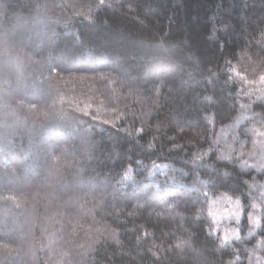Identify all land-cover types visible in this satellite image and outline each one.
<instances>
[{
	"label": "trees",
	"instance_id": "1",
	"mask_svg": "<svg viewBox=\"0 0 264 264\" xmlns=\"http://www.w3.org/2000/svg\"><path fill=\"white\" fill-rule=\"evenodd\" d=\"M92 2L0 0V158L15 169L0 165V198L15 197L20 202L17 208L12 200L0 199V211L10 208L15 214L0 218V241L20 249L9 254L0 248V264H220L222 253L214 236L209 237V225L215 227L208 217L209 204L203 197L197 201L196 194L184 187L193 176L180 170L191 168L192 152L209 148L213 132L230 140L233 130L226 126L239 112L221 120L215 107L193 103V97L197 93L219 97L222 89L228 93L225 77L209 82L207 70L224 66L226 58L238 66L245 43L253 32L258 38L264 27V4L261 0H141L139 12H129L127 6L135 0H119L115 9L96 11L94 23L75 15L77 10L86 12L85 6ZM65 3L75 4L76 9L57 7ZM245 16L250 26L241 19ZM63 17H71L70 30ZM213 17L217 27L221 21L233 27L229 34H221L223 54L206 39ZM59 64L66 70L54 81L49 68ZM172 76L176 90L169 95L167 88L162 89V106L157 109L155 93L147 91L146 82L159 84ZM181 79L188 80L182 88ZM105 97H111L107 108L129 114L117 119L105 113L100 106ZM85 103H92L87 114L79 110ZM231 103L228 100L226 106ZM98 107L101 120L93 121ZM142 109L151 111L147 117L151 130L141 135L134 129L142 126L138 118ZM171 110L185 117L184 132L176 130ZM61 112L67 118L57 115ZM203 116L210 120L200 119L193 127ZM73 119L88 121L94 128L86 132L69 121ZM105 119L114 123L105 124ZM247 127L249 123H242L239 131ZM125 129H131L132 135ZM149 142L154 148H148ZM54 155L61 157L59 165ZM210 157L209 163L215 153ZM77 160L82 163H74ZM136 160L149 168L153 163L167 167L153 168L148 176ZM129 163L136 170L134 180L114 191L112 181ZM57 166L61 174L50 182ZM218 166L233 172L231 164ZM235 173L245 181L255 177L264 182V174L241 173L238 165ZM204 191L210 199L225 192L233 198L240 194L228 188ZM240 191L247 203V186L241 183ZM172 203L178 207L165 213ZM198 210L203 214L198 215ZM243 224L241 235H246V214ZM29 230V243L21 244ZM183 240L187 243L179 242Z\"/></svg>",
	"mask_w": 264,
	"mask_h": 264
},
{
	"label": "snow or ice",
	"instance_id": "2",
	"mask_svg": "<svg viewBox=\"0 0 264 264\" xmlns=\"http://www.w3.org/2000/svg\"><path fill=\"white\" fill-rule=\"evenodd\" d=\"M119 0H93L92 3L86 5V12L76 11L75 15L81 20L87 19L89 22H95V12L107 8H116V4ZM261 3L264 4V0H261ZM141 0H135V3H129L127 6V11H137L142 7ZM57 7L61 9L73 8L76 9L75 4H63L58 5ZM247 7V4H246ZM124 5L120 4V9H123ZM242 21L250 26L248 18L242 17ZM71 17H63V24L66 29L70 30ZM233 31V27L230 23L220 22V27L216 26L215 18H211V27L208 30V35L206 39L217 44L221 49V54H223L224 41L220 39L221 34L227 35ZM77 34H74V36ZM255 40V42H254ZM166 46V41L165 45ZM258 48V52L253 53L251 49ZM264 27L260 28L259 37L255 38V32H253L245 43V49L240 53V61L237 62V65H233L231 59L224 60V66L219 64L216 65V71H213L209 68L208 79L209 82H214V78L218 80L220 76H224L223 87L228 89V93L224 94L223 89L221 90V95L216 96H201L197 93L193 97V103H203L205 107L211 105L216 108V117L223 120L228 119L229 114L232 111H238L239 115L234 119L233 124L227 125V128L233 130L230 140L227 137H223L219 134L213 132L214 138L212 139L209 148L205 150H197L191 153V168L185 172L184 169H181L182 175H192L193 181L189 185L184 187L190 189L192 193L196 194V200L199 201L201 197L203 200L209 204L208 217L211 218L212 225H209V237L214 236L215 247L222 253V258L220 264H245V259L247 264H264V182H258L255 177L252 178L251 182L240 179V173H235V167L238 165L241 173L247 174L248 170H254L256 173L264 174ZM68 56H72V53H67ZM189 55L191 56V50L189 46ZM65 56V53H61V58ZM201 61L197 60V64ZM226 66V67H225ZM66 69L59 65H52L49 68V78L57 81L61 78V72ZM191 78V73H189V79ZM176 77L172 76L170 78H165L160 81L159 84L146 82L147 91L151 94L155 93V99L153 100V106L159 109L161 107L160 98L162 96V89L167 88L169 95L176 90L172 85L175 84ZM188 83L187 79L179 80V87H184ZM56 87V85H55ZM130 87L133 90L138 91L135 85ZM151 98V97H149ZM63 100V96L60 97ZM111 97H105L100 100V106L105 107V113L111 112L113 116L117 119L120 117H126L129 113L125 111H120L116 107L107 108V104L110 102ZM231 100L232 103L230 106H226V102ZM246 100L247 103H241L240 101ZM167 102V98H165ZM237 104L239 108L237 109ZM31 108H35V105H31ZM259 107L260 112H256L255 108ZM92 108V103H85L84 108L79 109L82 112L87 114L88 110ZM247 113L248 115H244ZM134 117L136 116L135 112L131 113ZM151 114L149 110L147 113L141 110L140 123L141 127L134 129L137 134H144L146 131L151 130L149 126L148 116ZM47 117L48 113H44ZM57 115L62 118H67L63 113H57ZM93 121H100L101 115L98 114L93 116ZM171 119L176 122V130L178 132H184V121L185 117L180 114L178 110H171ZM200 119L204 121L210 120V117L203 116L198 117L196 124L193 127L198 126ZM71 123L76 124L84 129L86 132H91L94 128V125L85 120H69ZM105 124L114 123L111 119H105L103 121ZM242 123H249V127L245 128L243 133L239 131ZM87 125V127H85ZM159 131V129H156ZM129 135H132L131 129H125ZM225 131V128H221V133ZM243 136V139H241ZM156 137H153L155 140ZM171 139H175L174 137ZM200 139H204L200 137ZM249 142L251 147H249ZM173 148H180V145L173 144ZM195 147V146H194ZM148 148H154V144L149 142ZM62 153L66 152V149H61ZM210 153H215V160H212L211 163L207 162L211 159ZM58 165L61 159L60 156L53 157ZM90 161V160H88ZM74 163H82V161L77 160ZM136 166H142L148 176H152V169L157 167H167V165H157L153 163L151 167H147L143 164L142 160H136ZM221 163L231 164L233 166V172H229L227 168L221 169L218 165ZM0 165L14 172L15 169L11 165L0 158ZM199 170V171H196ZM135 169L132 163L126 165L121 173H118V178L112 181L114 185V191L123 189L126 186V182L129 180H134ZM61 174L60 167L57 166L52 175L49 177L50 182H54L59 178ZM168 181L179 183L175 177H168ZM236 181H239L237 183ZM109 181L106 179L104 181L107 184ZM245 184L248 188L247 193V203H244L245 199L244 192L240 191V184ZM218 188H228L233 193L240 192L239 195H236L233 198L232 195H228L227 192L222 193L215 198H209L208 192L204 189L216 190ZM253 189L257 190L256 192ZM0 199H9L12 200L15 204V207H20V202L16 200L15 197H3ZM218 202H223L227 205L222 212H217L214 210V206ZM146 203V202H145ZM138 206L140 201H137ZM178 207V203L168 204L165 208V213H168L172 210H175ZM198 215L203 213L198 210ZM246 214L247 219V234L241 235L244 231L243 219ZM10 215H15L12 209H4L0 211V218H7ZM183 218V214H180ZM221 217L226 220H231L235 222L234 227H223L221 229ZM100 231L99 229L97 230ZM31 236V230L27 234L22 235L20 238L21 244L29 243V237ZM113 239H116L115 232L111 234ZM255 240V243L252 241ZM180 243H187V240L179 241ZM95 243V241H93ZM116 243L119 244L120 241L116 240ZM245 245L243 248L233 247L235 244ZM252 244L251 247L246 245ZM92 245L90 244L89 247ZM0 248H3L7 253L14 254L20 249L13 248L11 244L4 241H0ZM29 250H31V245L29 244ZM62 264H66V261H62Z\"/></svg>",
	"mask_w": 264,
	"mask_h": 264
},
{
	"label": "rangeland",
	"instance_id": "3",
	"mask_svg": "<svg viewBox=\"0 0 264 264\" xmlns=\"http://www.w3.org/2000/svg\"><path fill=\"white\" fill-rule=\"evenodd\" d=\"M225 207H227V205L225 203L218 202L214 206V210L217 211V212H222ZM234 226H235V222L234 221L226 220L223 217H221V229H218V230H222L223 227H234Z\"/></svg>",
	"mask_w": 264,
	"mask_h": 264
}]
</instances>
